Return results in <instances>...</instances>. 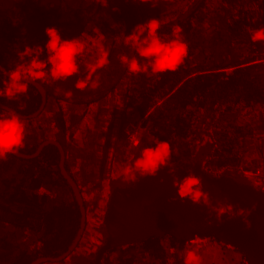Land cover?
Instances as JSON below:
<instances>
[{"label": "trees", "instance_id": "16d2710c", "mask_svg": "<svg viewBox=\"0 0 264 264\" xmlns=\"http://www.w3.org/2000/svg\"><path fill=\"white\" fill-rule=\"evenodd\" d=\"M255 1L241 0V8L236 2L226 3L235 6V11L232 6L221 9L220 14L212 10L209 42L198 39L202 34L196 26L205 18L206 14L202 10L206 0H191L182 12L164 22L158 14L150 16L156 18L159 24L157 34L170 35L183 30L184 37L192 42L190 48L198 49L192 53L195 58L187 54L175 71L156 73L146 88L137 86L129 103L139 116L145 115V121H149V132L154 141H166L174 147L177 154L173 159L189 168L201 166L211 151L215 156L207 161L206 168L217 170L237 163L236 157L232 155V145L234 142L240 146L243 139L227 141L225 129L219 135L218 131H222L223 126L219 120L223 114L233 117L255 103L264 104V60L257 61L254 55L263 41L253 43L247 36L249 28L264 23L262 16L255 14V4H252ZM245 2L249 3L247 9L243 8ZM145 9V4L139 0H0V65L8 72L21 62L18 53L25 46L35 48L44 45L47 40L46 27L55 26L62 37L77 38L87 46L91 41L88 35L95 34L96 28H106L107 16L112 13L121 32L119 39L110 42L108 49L99 55L103 59L106 54L107 63L101 65L102 59L99 57L100 65L96 69L100 73L98 78L91 79L93 72L83 77L79 75L80 79L87 77V87L79 90L86 94L77 95L76 88H72L71 95L67 96L65 93H68V88L58 89L55 84L38 81L45 89L46 96L44 106L38 110L42 96L28 82L26 93L12 99L0 95V103L25 116L20 120L30 121L50 101L88 104L115 91L116 85L127 73L119 57H132L135 54L124 44V36L130 34L135 25L150 19ZM200 45L209 52L196 62L203 51ZM41 59H44L43 53ZM72 78L78 79L77 74ZM6 81L7 74L0 70V89ZM159 100L161 102L156 104ZM9 112L0 107V113L6 115ZM216 112L219 115L218 120L214 117L216 148L212 149L208 141L200 145L201 132L207 125H204L205 120L200 116L207 114V119L211 120ZM235 121L236 118L234 122L229 120L228 124L237 133L240 126ZM197 122H202L204 126L200 127ZM53 123L61 134L65 133L67 122L61 106ZM46 139L52 138L37 135L23 142V147L17 150L32 154L29 158L13 153L7 154L6 158L0 157V264H30L40 256L58 257L67 250L77 233L80 212L75 196L60 172L59 148L47 142L34 154ZM53 140L63 146V140ZM63 165L71 175L65 162V149ZM136 174L134 172L133 176ZM128 184H133L132 178L127 183L121 181L111 186ZM29 238V242H25ZM166 238L170 246L175 248H180L184 243L172 236L149 237L132 245L107 250L102 257V264H133L134 254H128L132 248H137L140 255L148 256L152 264H167L163 244ZM73 250L61 260L39 264L61 262L70 258ZM115 252L118 254L116 262H108L106 258ZM94 254L91 253L83 264H94Z\"/></svg>", "mask_w": 264, "mask_h": 264}, {"label": "rangeland", "instance_id": "374dc122", "mask_svg": "<svg viewBox=\"0 0 264 264\" xmlns=\"http://www.w3.org/2000/svg\"><path fill=\"white\" fill-rule=\"evenodd\" d=\"M190 1L154 0V3H144L146 7L145 14L147 17L158 14L161 21L164 22L173 19L178 13L182 12ZM239 1L241 2V0H206L205 7L202 10L206 14L205 18L198 25L196 24L198 30L203 35L201 37L198 36V39L209 42V36H211L210 13L212 10H217L218 14H220L221 9L227 6L228 8L232 6L233 10L236 9L232 4L226 5L229 2H236L238 7L241 8ZM6 3L9 4V2ZM252 4H255L254 10L257 12L255 14L258 16L261 15L263 18L262 21H264V0H256ZM248 5L249 3L245 2L243 8L247 9ZM249 8L251 9V7ZM255 18L257 20V17ZM105 27L102 30L96 28L95 34L88 35L91 41L89 45H85L87 48L84 49L83 54L77 57V63L80 66V71L77 73L78 79H80L79 75L81 77L88 75L89 67L93 64L97 65L96 69H98L100 56L103 51L108 49L110 42L119 39L121 32L117 25V20L112 16V13L111 15L109 14V17L107 16ZM184 35L183 30L173 32L170 35L165 33L158 34L159 38L165 42L179 37L187 45V54L190 53V58L193 59L195 56L193 57L192 53L198 48L191 49L192 42L187 37H184ZM200 48L203 49L201 45ZM207 52L209 50L203 49L199 55L200 57L196 59V62ZM137 59L141 64L147 63L149 65L148 70L136 75L126 71L125 77H122L118 82L115 91L99 99H95L88 104H67L64 102H59V104L50 101L34 119L30 121L21 120L25 127L23 142L29 141L33 136L37 135L63 140L62 147L65 149V162L71 174L70 176L79 188L85 206V229L80 241L73 250L72 256L61 262L47 264H82L91 253L96 251L105 238L102 218L112 183L121 181L127 183L132 178L134 172H137L133 164L139 158L141 150L145 147H152L156 143L152 134L149 132V121H145V115L139 116L134 106L129 103V98L133 93H136L135 89L137 86L146 88L148 83L156 75V73L151 71V61H145L139 57ZM96 69L91 71L93 72L91 79L93 77L98 78L100 75ZM74 78L70 77L63 81H50L49 83L55 84L58 89H64L66 87L68 88L67 92L71 93L72 88H75L74 83L77 80ZM142 79L147 80L142 81ZM74 90H77V95L86 94V92L79 91L78 89ZM160 102L161 100L157 101L156 104ZM59 106H61L67 122V128L63 134L54 127L53 123ZM240 112H243L244 115ZM205 115L200 116L201 119L203 118L205 120L203 121L204 125L207 124L206 128L201 132L202 139L200 145L208 141L213 149L216 148V145H214V131L217 130L214 127L216 123L215 119L219 115L216 112L211 120L207 119V114ZM234 115L233 117L228 114L221 116L219 121L223 126L221 127L222 131H218V133H223L225 129L227 141L236 138L243 139L239 143L240 146H236L234 142L232 145V155L236 157L237 163L238 161L240 163H232L229 166L217 170L211 169L210 167L206 168L207 161L215 156L211 151L201 165L204 171L210 175L232 174L238 180L251 184L242 170L260 165L264 166V104L255 103L250 108L248 107L247 110L239 111ZM200 118L198 121H200ZM235 118L237 121V123L235 121V124L240 126L239 128L242 132L239 129L235 133L230 127L231 125L228 124L229 120L234 122ZM198 125L200 127L204 126L202 122L198 123ZM170 148L171 156L167 164L178 165L184 169L188 167L182 162L173 159L177 151L174 147L170 146ZM239 156L240 158H238ZM100 167L102 168V174H100ZM188 169L190 168L188 167ZM238 169L240 176L236 174V170ZM29 240L30 238L25 239V242H29ZM169 243L167 238L163 241L166 248V257L169 256L168 254H172L173 264H183L184 254L188 249H194L197 252V255L200 257V264H246L241 252L229 246L222 245L213 238L198 240V244L184 242L180 248L172 247ZM169 247L174 248L175 252L169 253ZM129 252L128 254H134L133 264H152L148 256L145 254L140 255L137 248H132ZM117 255V252L111 253L106 260L111 263L116 262Z\"/></svg>", "mask_w": 264, "mask_h": 264}, {"label": "water", "instance_id": "95a60500", "mask_svg": "<svg viewBox=\"0 0 264 264\" xmlns=\"http://www.w3.org/2000/svg\"><path fill=\"white\" fill-rule=\"evenodd\" d=\"M0 70L8 73L1 65ZM42 96L38 110L45 103V89L38 82H32ZM0 107L24 118L0 103ZM36 115V112L33 114ZM31 115V116H33ZM30 116V117H31ZM52 142L60 152L59 168L68 182L80 212L77 233L67 248L58 257L40 256L30 264L58 261L65 258L79 242L85 227L84 202L74 179L67 173L64 149L53 139L44 140L40 147ZM13 154L29 158L15 150ZM169 168L174 169L170 174ZM132 176L133 184L115 185L111 188L102 218L105 238L94 254V264H102L104 253L111 248L132 245L149 237L172 236L189 243L193 238H213L225 246L238 250L246 264H264V189L238 180L232 174L210 175L201 166L183 169L167 164L155 175L138 173ZM195 174L200 177L202 190L208 194V203H193L180 199L173 187L174 177ZM224 211L218 214V209Z\"/></svg>", "mask_w": 264, "mask_h": 264}, {"label": "clouds", "instance_id": "9594fccd", "mask_svg": "<svg viewBox=\"0 0 264 264\" xmlns=\"http://www.w3.org/2000/svg\"><path fill=\"white\" fill-rule=\"evenodd\" d=\"M140 3H154V0H139ZM159 24L156 18H150L146 22L135 25L132 32L124 36V44L134 51L129 57L121 55L119 60L126 66L128 73L136 75L147 71L149 65L141 64L137 57L145 61H151V71L162 73L164 71H175L187 56V45L179 37L174 40L163 41L159 38L157 30ZM47 40L43 46H25L18 53L20 63L7 73L5 86L0 89V95L12 99L28 91V82L41 81H63L80 71L77 57L84 52L85 45L77 38H64L55 26L44 29ZM253 43L264 41V28L254 30L250 34ZM41 53L44 59H41ZM25 57L27 60L25 61ZM107 63L105 54L101 65ZM97 65L89 67V73L96 69ZM87 77L77 79L74 87L83 90L87 87ZM70 96L71 93H65ZM25 127L23 122L15 113H0V157L23 147ZM171 156L170 145L166 141H158L152 147H145L141 150L138 159L133 167L140 173L155 175L161 168L167 166ZM170 174L174 169L169 168ZM173 187L180 199H189L193 203H208V194L202 190L201 179L195 174H187L183 177H174ZM218 214L224 211L217 210ZM191 244H198V238L189 241ZM170 251H174L170 249ZM183 264H200V257L194 249H188L184 254Z\"/></svg>", "mask_w": 264, "mask_h": 264}, {"label": "built area", "instance_id": "2783aa9c", "mask_svg": "<svg viewBox=\"0 0 264 264\" xmlns=\"http://www.w3.org/2000/svg\"><path fill=\"white\" fill-rule=\"evenodd\" d=\"M264 28V24L258 27H251L247 30V36H248V40L250 42H252V40L250 39V34L257 29H261ZM254 55L257 56V61H262L264 60V41L261 45V48L259 50H255L254 51ZM243 173L246 174L247 179L249 182H251V184L258 186L262 189H264V166L260 165V166H256L250 169H243L242 170ZM170 249H173L172 247H169V253H173L174 251H170ZM169 256L166 258V263L167 264H173V255L172 254H168Z\"/></svg>", "mask_w": 264, "mask_h": 264}, {"label": "crops", "instance_id": "0c3cea01", "mask_svg": "<svg viewBox=\"0 0 264 264\" xmlns=\"http://www.w3.org/2000/svg\"><path fill=\"white\" fill-rule=\"evenodd\" d=\"M243 115H244V113H243ZM240 156H242V155H240ZM240 156H239L238 158H240ZM241 160H242V159H241ZM238 166H239V165H238ZM236 168H237V167H236ZM236 174L240 176V171H239V169L236 170Z\"/></svg>", "mask_w": 264, "mask_h": 264}, {"label": "flooded vegetation", "instance_id": "af4514ba", "mask_svg": "<svg viewBox=\"0 0 264 264\" xmlns=\"http://www.w3.org/2000/svg\"><path fill=\"white\" fill-rule=\"evenodd\" d=\"M83 232H84V231H83ZM82 235H83V234H82ZM81 237H82V236H81ZM80 239H81V238H80ZM77 244H78V243H77ZM77 244H76V246H77ZM76 246H75V247H76ZM75 247H74V248H75ZM82 264H83V263H82Z\"/></svg>", "mask_w": 264, "mask_h": 264}]
</instances>
